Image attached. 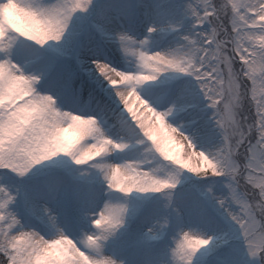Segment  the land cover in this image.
Masks as SVG:
<instances>
[{"label":"snow or ice","instance_id":"6c2138e0","mask_svg":"<svg viewBox=\"0 0 264 264\" xmlns=\"http://www.w3.org/2000/svg\"><path fill=\"white\" fill-rule=\"evenodd\" d=\"M0 264H264V0H0Z\"/></svg>","mask_w":264,"mask_h":264},{"label":"rangeland","instance_id":"374dc122","mask_svg":"<svg viewBox=\"0 0 264 264\" xmlns=\"http://www.w3.org/2000/svg\"><path fill=\"white\" fill-rule=\"evenodd\" d=\"M176 139H177V141H179V138L178 137ZM181 151L183 152V149Z\"/></svg>","mask_w":264,"mask_h":264}]
</instances>
